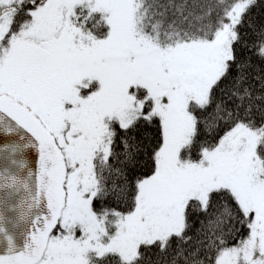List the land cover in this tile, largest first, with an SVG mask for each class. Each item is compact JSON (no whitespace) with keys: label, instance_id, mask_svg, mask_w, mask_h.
I'll use <instances>...</instances> for the list:
<instances>
[{"label":"snow or ice","instance_id":"1","mask_svg":"<svg viewBox=\"0 0 264 264\" xmlns=\"http://www.w3.org/2000/svg\"><path fill=\"white\" fill-rule=\"evenodd\" d=\"M262 4L0 0V264H264Z\"/></svg>","mask_w":264,"mask_h":264},{"label":"trees","instance_id":"2","mask_svg":"<svg viewBox=\"0 0 264 264\" xmlns=\"http://www.w3.org/2000/svg\"><path fill=\"white\" fill-rule=\"evenodd\" d=\"M252 21L256 25V27H260L264 25V4L261 5L260 8L254 9L252 13ZM242 32L246 31V29H241ZM249 39H254L253 36L249 35ZM256 88L259 89V82H256ZM259 119V117H257ZM136 136V141L140 143L141 151L137 157V165L134 170H130L128 175L129 179H133L135 175L142 174L147 171V165L150 163V153L153 150V147L157 143L158 133L156 127L147 124H141L138 130L134 133ZM201 139L207 137L211 139V135L207 133L203 127L201 128ZM110 203H115V201H110ZM123 206L121 205V208ZM205 220L207 223V218L202 214H196L192 217V232L190 234H194L195 230L200 227V221ZM170 259V257H169ZM165 264L164 257H162L159 253V249L153 246L150 250H146L144 253V261L143 264Z\"/></svg>","mask_w":264,"mask_h":264},{"label":"water","instance_id":"3","mask_svg":"<svg viewBox=\"0 0 264 264\" xmlns=\"http://www.w3.org/2000/svg\"><path fill=\"white\" fill-rule=\"evenodd\" d=\"M32 155L34 156L35 154L33 153Z\"/></svg>","mask_w":264,"mask_h":264}]
</instances>
